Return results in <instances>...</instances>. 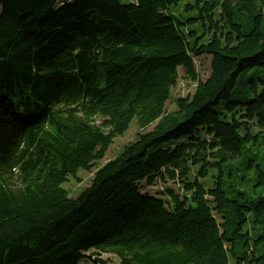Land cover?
Returning a JSON list of instances; mask_svg holds the SVG:
<instances>
[{
    "label": "trees",
    "instance_id": "obj_1",
    "mask_svg": "<svg viewBox=\"0 0 264 264\" xmlns=\"http://www.w3.org/2000/svg\"><path fill=\"white\" fill-rule=\"evenodd\" d=\"M85 263L264 264V0H0V264Z\"/></svg>",
    "mask_w": 264,
    "mask_h": 264
},
{
    "label": "rangeland",
    "instance_id": "obj_2",
    "mask_svg": "<svg viewBox=\"0 0 264 264\" xmlns=\"http://www.w3.org/2000/svg\"><path fill=\"white\" fill-rule=\"evenodd\" d=\"M196 71L198 73V81L203 82L205 81L208 76L210 75V62L211 59L209 57H200V58H194L193 59ZM178 75L179 79L177 82V86L171 91L170 100L166 105V110L168 112L173 111L175 109V101L179 98H185L186 96H191L196 88L197 83H193L190 81V79L185 74L184 70L182 68L178 69ZM99 122H97L98 124ZM154 125L147 128L146 132H149L153 129ZM138 133V128L136 125V122L133 121L129 129L124 135L117 137L113 144L108 149L106 156L103 161H101L98 166L104 165L106 162L113 160L123 149L126 145L131 143L136 135ZM79 179L81 180V183H76L74 181H70L68 184L64 185V189L67 190L70 193V196L72 198H75L83 189L90 186V182L93 177L92 173H86V172H80L78 174ZM17 175H15L13 179V184L16 186L19 185V180H16ZM207 184H209L207 182ZM173 183L170 181L161 182L156 181V183L153 186H146L145 182H142L139 184V187L141 189L142 194H148L150 196L154 197H162V193L167 187H173ZM176 188V186H175ZM166 200V198H163ZM92 251L89 252L87 255L92 256V259H95L96 256H94ZM100 259L103 261H110L111 263H117V260L115 257L108 255V254H101ZM85 264H91V263H85Z\"/></svg>",
    "mask_w": 264,
    "mask_h": 264
}]
</instances>
